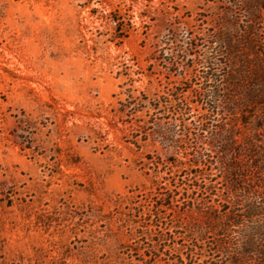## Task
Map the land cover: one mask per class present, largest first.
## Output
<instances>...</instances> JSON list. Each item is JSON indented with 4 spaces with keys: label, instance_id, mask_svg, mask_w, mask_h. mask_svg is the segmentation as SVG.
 <instances>
[{
    "label": "rangeland",
    "instance_id": "rangeland-1",
    "mask_svg": "<svg viewBox=\"0 0 264 264\" xmlns=\"http://www.w3.org/2000/svg\"><path fill=\"white\" fill-rule=\"evenodd\" d=\"M179 91L186 149L135 138V100ZM259 245L264 0H0V264H257Z\"/></svg>",
    "mask_w": 264,
    "mask_h": 264
},
{
    "label": "trees",
    "instance_id": "trees-1",
    "mask_svg": "<svg viewBox=\"0 0 264 264\" xmlns=\"http://www.w3.org/2000/svg\"><path fill=\"white\" fill-rule=\"evenodd\" d=\"M243 1L250 0H240ZM113 22L120 26V19L113 17ZM117 28V29H118ZM124 35H116V38H122ZM216 75H207L205 78L206 90L204 91V97L206 104H211L216 102L213 98L216 95V88L211 85V80L214 79ZM183 92L179 91L177 96L169 97H156L155 99H149L147 96L142 95V99H136L131 109L130 113L135 114L138 112H145L147 120L139 118L136 120L138 124V129L136 130L134 136L135 138L141 137L143 141H146L149 137L154 143H160L164 148L173 149L178 151L179 149L185 150V140L190 137V128L187 125V121L190 120L189 114L191 111L190 103L182 96ZM253 98V97H252ZM133 99V98H132ZM210 111V110H209ZM211 113V112H210ZM214 113V111H212ZM159 114H161L159 116ZM202 117L207 116V113L201 115ZM179 121V123H178ZM192 124L197 130V136L201 139L204 138V133L206 132L205 123L199 121H192ZM223 131L222 127L218 125H213L208 132L211 134L212 139H216L219 133ZM231 140V139H230ZM204 148L193 157L192 166L198 167L200 160L205 156ZM163 197V200L167 198ZM175 201L174 197L170 198L169 207H172V203ZM193 254V249H192ZM249 260L256 257L257 264H264V245L257 246L251 251H246ZM253 255H250V254ZM192 258V257H191ZM155 264V263H153ZM174 264H178L176 261Z\"/></svg>",
    "mask_w": 264,
    "mask_h": 264
}]
</instances>
